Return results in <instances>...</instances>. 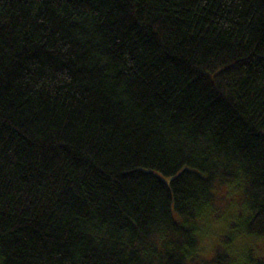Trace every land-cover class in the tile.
Here are the masks:
<instances>
[{
	"label": "trees",
	"instance_id": "obj_1",
	"mask_svg": "<svg viewBox=\"0 0 264 264\" xmlns=\"http://www.w3.org/2000/svg\"><path fill=\"white\" fill-rule=\"evenodd\" d=\"M229 187L264 241V0H0V264H264Z\"/></svg>",
	"mask_w": 264,
	"mask_h": 264
},
{
	"label": "rangeland",
	"instance_id": "obj_2",
	"mask_svg": "<svg viewBox=\"0 0 264 264\" xmlns=\"http://www.w3.org/2000/svg\"><path fill=\"white\" fill-rule=\"evenodd\" d=\"M223 192H227V200L219 203L217 207L215 216L210 218V222L207 225H204L203 229L205 235L200 239V256L203 258H209L214 248L221 243V237L226 235L235 236L231 242L232 251L241 250V247L255 245L257 253H260L264 256V241L263 240H254L249 239L248 236L240 235L241 237L234 234L233 230L230 228V224L235 221L237 215V210L241 205L242 197L241 191L238 188L229 187L225 188ZM221 195V193H219ZM234 248V249H233ZM235 250V251H236ZM234 251V253H235Z\"/></svg>",
	"mask_w": 264,
	"mask_h": 264
}]
</instances>
